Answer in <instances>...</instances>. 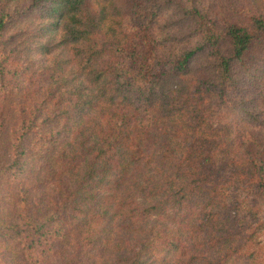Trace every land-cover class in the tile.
<instances>
[{
	"label": "trees",
	"instance_id": "1",
	"mask_svg": "<svg viewBox=\"0 0 264 264\" xmlns=\"http://www.w3.org/2000/svg\"><path fill=\"white\" fill-rule=\"evenodd\" d=\"M20 1L0 0L5 264H264L213 172L220 154L264 193V15ZM33 14L46 41L16 29ZM211 101L232 124L211 123Z\"/></svg>",
	"mask_w": 264,
	"mask_h": 264
},
{
	"label": "rangeland",
	"instance_id": "2",
	"mask_svg": "<svg viewBox=\"0 0 264 264\" xmlns=\"http://www.w3.org/2000/svg\"><path fill=\"white\" fill-rule=\"evenodd\" d=\"M33 0H21L18 2L17 9L19 11H23L24 9H29L30 5L32 4ZM160 4L163 3V0H157ZM178 3H181L182 8L188 9L189 7V0H175ZM92 7L97 11L96 9V1L90 0ZM194 3H197V6L208 12V14L214 15V16H222L224 18H234L243 16L244 11L246 10L247 3L250 5H253L254 8L259 11V13L264 15V0H194ZM37 14L29 15L28 18H24V22H20V24L16 23V29L20 30L21 32L25 33L27 35L28 33H31L33 36L27 35L28 41H46L47 38L42 37V33H39L41 23L37 21ZM23 18H20V20ZM208 108H211L213 110V116L211 123L213 124H220L221 126H224V124H232L235 120L234 115L225 107L220 106L219 104H216L214 101H211L208 103ZM215 128H218V125L215 126ZM257 133V132H253ZM222 137L220 140H225L224 136L229 139L233 140V136L230 137V134L225 133L222 134ZM221 155L218 154V161L217 164L214 167V174L219 178L223 179V181L228 185V201L229 203L233 204L232 209L236 208V203L239 201H244L245 208H249V212H246L247 214L244 215L245 217V224L242 227H248L251 229V233L256 231V238L259 241H262L264 244V193L260 194L258 192V189L256 188V184L254 182L248 183V181L244 179H240V183L236 181V178L233 177V174L237 172V169L229 168L227 165V162H220ZM242 171V169H241ZM224 217L227 219H236L237 214L235 212H231V214L228 215V213L224 214ZM262 244V245H263ZM15 260V259H14ZM61 262V260H60ZM6 261L2 255H0V264H5ZM12 264H15V261H12ZM59 264V263H56Z\"/></svg>",
	"mask_w": 264,
	"mask_h": 264
}]
</instances>
